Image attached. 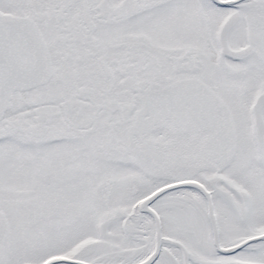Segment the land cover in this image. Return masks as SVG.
<instances>
[{"label": "snow or ice", "instance_id": "obj_1", "mask_svg": "<svg viewBox=\"0 0 264 264\" xmlns=\"http://www.w3.org/2000/svg\"><path fill=\"white\" fill-rule=\"evenodd\" d=\"M0 264H264V0H0Z\"/></svg>", "mask_w": 264, "mask_h": 264}]
</instances>
